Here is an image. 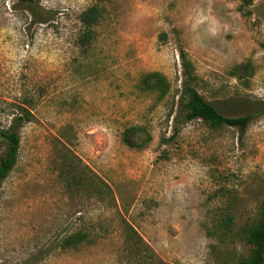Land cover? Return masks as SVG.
I'll return each instance as SVG.
<instances>
[{
  "label": "rangeland",
  "instance_id": "1",
  "mask_svg": "<svg viewBox=\"0 0 264 264\" xmlns=\"http://www.w3.org/2000/svg\"><path fill=\"white\" fill-rule=\"evenodd\" d=\"M38 1L51 23L0 0V130L34 115L0 188V264L249 257L264 205V0ZM94 6L84 46L79 17ZM182 49L209 103L253 116L245 132L182 121ZM152 72L170 84L164 100L140 86ZM135 126L151 135L141 148L123 141Z\"/></svg>",
  "mask_w": 264,
  "mask_h": 264
},
{
  "label": "trees",
  "instance_id": "2",
  "mask_svg": "<svg viewBox=\"0 0 264 264\" xmlns=\"http://www.w3.org/2000/svg\"><path fill=\"white\" fill-rule=\"evenodd\" d=\"M15 7L21 8L29 12L31 15V25L33 24H48L51 23L53 12L45 11L38 0H17ZM101 19V13L98 7L94 6L83 12L80 17V23L84 29L87 30L83 36V45L88 46L92 41V29ZM180 58L182 61V68L186 81L183 86V96L185 115L182 117L183 122H192L195 120H202L213 129H220L223 127L239 128L245 132L253 121V116L245 115L237 118H230L225 116L216 106L209 103L198 91L197 76L195 67L189 59L187 52L182 49L180 51ZM141 88L144 91L158 93L159 99L164 100L170 92V84L161 73L152 72L143 76ZM22 117L13 119L10 128L0 130V139L6 144L5 155L0 158V188L3 182L9 177L18 163L19 152L21 146L20 129L26 123L34 120V115L27 109H22ZM178 134L179 129L176 128ZM151 139V135L142 126L130 127L125 130L123 134L124 143L131 148H141ZM107 188V185L99 178H97V193L100 194L101 188ZM85 188L86 184H82ZM232 218L229 216L224 220L225 228H229ZM85 237L81 239L84 240ZM77 237L71 238L67 241L68 244L76 243ZM245 240L251 246L252 252L249 257L241 259L240 264H264V205L262 207V214L257 223L246 231ZM165 264V263H161Z\"/></svg>",
  "mask_w": 264,
  "mask_h": 264
}]
</instances>
